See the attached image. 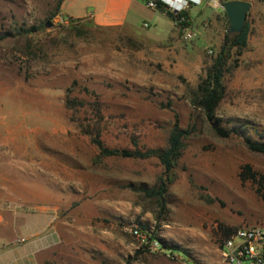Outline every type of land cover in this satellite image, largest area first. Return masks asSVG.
<instances>
[{"label":"rangeland","instance_id":"374dc122","mask_svg":"<svg viewBox=\"0 0 264 264\" xmlns=\"http://www.w3.org/2000/svg\"><path fill=\"white\" fill-rule=\"evenodd\" d=\"M60 1L0 0V183L27 186L23 207L50 206L62 233L25 264H223L229 230L264 228V154L242 137L264 140V67L232 50L216 116L239 133L221 138L192 98L227 27L222 0L192 5L189 30L141 0L132 25L114 27L66 18ZM176 120L189 135L163 204L142 190L166 178L158 159L101 155L91 141L165 148ZM46 184L56 199L40 200ZM42 217L28 226L45 236Z\"/></svg>","mask_w":264,"mask_h":264},{"label":"crops","instance_id":"0c3cea01","mask_svg":"<svg viewBox=\"0 0 264 264\" xmlns=\"http://www.w3.org/2000/svg\"><path fill=\"white\" fill-rule=\"evenodd\" d=\"M243 1H249L251 6L246 18L249 25L247 44L240 55V66L247 65L251 71L257 72L258 67H264V0ZM140 5L139 0H61L59 12L66 18L89 20L99 27L131 26L134 10L137 11ZM221 17L220 24L226 21ZM257 78L264 80L262 75ZM28 190L25 185L0 183V264H25L24 260L31 252L45 248L53 254L59 249L61 224L46 212L50 206H41L39 209L43 217L38 226H41L43 233L46 232L45 236H40L33 229L36 227L34 224L32 228L28 226L31 220L29 217L39 211L29 212L23 207V202L27 200L23 194ZM40 195V200L49 199L47 196H53L54 200L59 193L46 184L40 188ZM32 237L34 239L30 241Z\"/></svg>","mask_w":264,"mask_h":264},{"label":"trees","instance_id":"16d2710c","mask_svg":"<svg viewBox=\"0 0 264 264\" xmlns=\"http://www.w3.org/2000/svg\"><path fill=\"white\" fill-rule=\"evenodd\" d=\"M142 1L145 2V0ZM222 1L224 2L228 0ZM155 10L166 14L167 17H169L176 25L181 26V28L188 27L190 25V7L175 15L167 10L165 5L160 0H157V7ZM224 16L227 22V27L223 35L222 43L211 65L207 68L205 76L200 80L196 90L193 92L192 98V104L203 112L206 119L212 124L214 133L221 138H227L234 133H239L238 130H232L221 126L219 124V119L216 116V110L225 95L226 88L224 84V75L230 70L228 62L231 58L232 50L235 49L236 55H240L247 44V37L249 33V25L247 21L240 33H229L228 20L225 13ZM180 18H183V20L181 21ZM36 30H38V27L32 26L31 28L24 29L23 31L28 33ZM188 135L189 131L180 128L176 120L168 137L167 146L165 148L135 147L132 150L109 149L102 145L98 138V134L91 136V141L98 146L101 155H114L136 159H158L163 166L166 178L160 177L154 187L149 189L143 188L142 190L145 192L146 196L155 198L163 204L168 184L172 181L170 173L176 164V160L181 155L183 139ZM242 137L243 143L248 150L264 154V140H253L249 136ZM231 230L227 232L226 236L231 232Z\"/></svg>","mask_w":264,"mask_h":264},{"label":"built area","instance_id":"2783aa9c","mask_svg":"<svg viewBox=\"0 0 264 264\" xmlns=\"http://www.w3.org/2000/svg\"><path fill=\"white\" fill-rule=\"evenodd\" d=\"M167 10L173 14L189 8L191 5H197L194 0H160ZM201 2V0H200ZM144 4L151 9H156L157 0H145ZM182 21L183 18H180ZM146 24H144L145 26ZM189 30V27H184ZM191 32L186 33L190 38ZM133 233L142 237L140 231L136 228ZM160 246L158 240L153 239L149 242L148 248L152 251ZM220 256L223 264H264V228L260 226H238L223 239Z\"/></svg>","mask_w":264,"mask_h":264},{"label":"water","instance_id":"95a60500","mask_svg":"<svg viewBox=\"0 0 264 264\" xmlns=\"http://www.w3.org/2000/svg\"><path fill=\"white\" fill-rule=\"evenodd\" d=\"M251 3L243 0H228L222 2V8L228 20V32L240 33L245 25L247 12Z\"/></svg>","mask_w":264,"mask_h":264},{"label":"clouds","instance_id":"9594fccd","mask_svg":"<svg viewBox=\"0 0 264 264\" xmlns=\"http://www.w3.org/2000/svg\"><path fill=\"white\" fill-rule=\"evenodd\" d=\"M195 3H200V0H194ZM214 7H219V0H211Z\"/></svg>","mask_w":264,"mask_h":264}]
</instances>
